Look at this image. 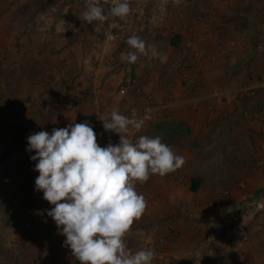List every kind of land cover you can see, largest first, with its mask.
Returning a JSON list of instances; mask_svg holds the SVG:
<instances>
[{"label":"rangeland","instance_id":"rangeland-1","mask_svg":"<svg viewBox=\"0 0 264 264\" xmlns=\"http://www.w3.org/2000/svg\"><path fill=\"white\" fill-rule=\"evenodd\" d=\"M161 1L149 0L144 13V23L147 24L149 18L151 29L153 28L152 34L145 35L140 32L137 34L142 39L146 38L145 42L148 41L147 45L151 46L149 55L146 56L147 60L143 64L139 62L140 77L136 76L139 80L134 84L141 89V92L132 93L131 103L122 105L125 102V96L129 93V89L121 92L119 88L127 82L125 78L113 87L111 86V91L106 93L100 91L102 87L97 88L95 85L94 94L91 95L85 92L86 82L82 78L84 68H97L99 58L94 50L96 44L105 43L104 33L105 31L107 33L105 22L101 24L95 21L103 29H100L99 33L97 31L93 35H88L87 51H84L83 47V50L77 53L74 49L68 48L69 57L62 54L61 46L55 43L54 37L57 33L52 28L51 17L53 15L51 13L64 10L73 4L80 5L79 1L76 3L68 0H0V264H8L7 261L13 259L11 245L21 234H19L20 228L26 231L22 233L24 241H22L21 253L18 257L23 255L28 258V264L36 262L46 264V248L54 249L50 253L47 264L53 263L57 257L66 263L70 261L68 252L70 248L64 243L66 237L59 234L53 219L46 223L39 217L42 211L47 213L46 210H50L53 205L43 199L42 191L35 189V179L39 173L34 169L38 161L30 158L35 155V152L27 150V137L40 131H47L51 134L53 128H64L72 123H79L76 119L79 113L84 120L95 118L97 125L94 129L95 133L98 128H100V133L105 132L106 137L98 143L101 147L109 143L118 144L119 134L106 131L101 119L109 118L113 110L129 117L135 110L137 118L145 115L159 118L162 114L158 109L151 112L156 105L153 89L157 86V82L164 83L171 88L175 85L184 86L196 95H203L204 91L207 94H217L216 98L224 106L218 108L214 102H208L202 104L198 110L183 113L191 120V124L186 128V132L184 131L186 133L184 136L189 139L188 142L186 143L184 139L178 142L180 155L185 159L180 174L186 182L192 179L199 180L197 177L199 170L203 172L206 179L212 181L214 177L219 183L223 180L221 176L225 177L227 171L231 176L230 182L222 185L217 183V187L213 188H203L201 197L190 200L183 198L181 208L168 204L169 208L166 210L170 214L166 218V223L173 218L181 220L184 218L190 220L191 223H200L203 226L206 224L205 219H212L208 218V215L218 214L216 218L219 221H214L213 226L212 224L209 226L214 228L217 234L212 235L207 232L205 237L207 247L217 249L219 246L214 245L218 242L217 240H224L227 237L234 243L232 238L236 237L240 244H245L254 239V234H252L254 229L260 227L259 231L264 230V222L259 224V218L264 219V217L259 215L242 224L240 222L228 223L223 218L221 208L214 201L216 193L222 190L229 188L238 192L236 185L249 174H253L256 163L262 160L263 156L261 154L264 151V120L243 118L240 111L256 112L260 99L264 98V88L259 98L244 102L234 98V94L246 80L264 83L262 73L264 53L262 52L261 63L257 66L252 65V71L237 70L228 78L226 77L227 61L225 58L241 48H248L247 53L250 57L254 56L256 51H260L257 48L259 45L255 42L257 29L252 23H257L260 25L259 28L264 30V0H179V2L167 0L166 7L163 9L162 5L165 0ZM152 23H162L163 27L158 25L154 27ZM182 26L187 30L185 37H181L177 32ZM260 29L257 31L260 32ZM155 32L156 34L153 35ZM128 34L127 30L124 36L120 35L117 38L123 36V39H126ZM201 35L208 36L199 47L203 57L197 65L186 66L184 70L188 77L183 76L185 75L183 66L188 63L190 52L184 48V44ZM246 38H248V44L245 46ZM121 47L123 52L129 49L128 45ZM104 49L103 56L100 54L99 56L103 57L104 62L109 59L115 60L118 67L119 61L116 57L110 54V58L105 57L108 51L105 44ZM151 49H155L158 55L152 56ZM73 51L77 53L75 56ZM86 52L89 53L88 56L85 55ZM119 53L122 52L119 51ZM78 55L85 56V59L79 60ZM221 55H224V60ZM160 56H166L167 61L162 63ZM63 65L69 66L76 73L75 91L64 88L59 82V70ZM243 67L245 68V64ZM256 72L258 74H255ZM160 78L162 81L159 82ZM130 85L131 79L129 87ZM148 96H152V103L148 102ZM95 97L101 99L105 107L102 114L92 104ZM113 97L116 100H113ZM146 110L150 111L146 112ZM202 116L212 117L214 123L212 129L205 130L200 123H195L196 119H201ZM226 117H233L236 123L240 121L244 125V127L235 125L232 140L226 138L225 128L220 124L224 119L227 120ZM251 121L257 123L256 129L247 125V122ZM146 123L147 121L140 132L130 129L128 135L133 142L140 137V134L144 135L151 129V132L158 129V127L153 129ZM246 136L250 140L245 138ZM187 146L189 151L185 148ZM237 148L241 150L240 155ZM228 151L230 156L226 157ZM227 158H230L229 162ZM190 167L197 171H187L186 169ZM192 176L194 177L190 178ZM138 189L143 190L142 187ZM138 189L136 187V190ZM36 192L40 194H38L39 197L41 196L40 199L38 198L40 200L39 213L22 214L24 210L25 213L30 212L29 209L33 205L29 203L28 198L34 197ZM21 194L25 195L23 203L20 199ZM262 196L264 197V192ZM253 197L256 196L245 198ZM188 214L192 217L188 218ZM45 224H49L52 228L49 235L45 234ZM243 238L246 240L243 241ZM262 241L255 248L256 250L250 252L240 253L242 251L240 247L237 256L241 257L244 254L246 261L264 264V239ZM219 244L222 243L219 241ZM222 256L217 250L215 254L207 255L206 259L213 264H218V259ZM233 259L236 260L234 256Z\"/></svg>","mask_w":264,"mask_h":264},{"label":"clouds","instance_id":"clouds-1","mask_svg":"<svg viewBox=\"0 0 264 264\" xmlns=\"http://www.w3.org/2000/svg\"><path fill=\"white\" fill-rule=\"evenodd\" d=\"M103 5H109L107 13L101 0H87L80 18L89 24H102L109 17L125 19L131 12L128 0H103ZM118 26L115 22L110 25ZM126 43L130 51L121 53V58L128 63H135L141 54L149 55L151 46L138 35H131ZM151 55L158 53L151 49ZM159 58L162 63L167 61L166 56ZM149 118H137L135 110L131 117L111 111L109 118L101 120L106 131L119 134V143L105 147L98 144L97 134L88 122L27 137V150L35 152L30 158L38 161L35 189L53 205L46 210L47 216L66 237L64 243L79 264H152V250L133 252L125 242L134 221L147 207L136 185L147 182L152 175L175 172L185 159L159 136L141 135L133 142L128 135L130 129L140 132Z\"/></svg>","mask_w":264,"mask_h":264},{"label":"crops","instance_id":"crops-1","mask_svg":"<svg viewBox=\"0 0 264 264\" xmlns=\"http://www.w3.org/2000/svg\"><path fill=\"white\" fill-rule=\"evenodd\" d=\"M70 1H79L80 5L73 4L70 6H67L64 10H58L53 11L51 15L52 19V25L53 30L57 33L55 43L59 44L61 46V53L65 54L66 56H69V53L67 52V49L72 48L74 51H77V53L80 50L87 51V38L88 35H93L94 32L98 33L100 32V29H103L102 26H98V22H93L92 24L87 23L86 21H82L80 18L81 14L86 10V6L81 2L80 0H68ZM163 2V0L161 1ZM170 2H168L169 4ZM77 8V9H75ZM147 24L143 23L147 27H152L149 18L147 19ZM152 21V20H151ZM51 24V23H50ZM165 24V23H164ZM253 26L259 30L260 25L257 23H252ZM152 25L155 26H162L161 23H152ZM222 27V26H221ZM153 29V28H152ZM256 30V37L255 42L257 45H259L257 48L260 49V51H256L254 56H249L247 51L248 48H241L238 49V51H235L233 55H229L225 58L227 61V73L226 77H230L236 73L237 70L246 72L248 70L252 71L253 66L252 65H259L261 63L264 53V30L262 31L260 29V32ZM129 36L126 37V39H123L122 37L117 38L114 41H109L107 38V33L105 31V45L106 48H108L106 58H110V56L116 57L118 62V67L115 70H98V81L96 83L97 88L102 87L100 91L106 93L110 92L111 88L116 84L121 82L124 78L127 81H130L131 79V85L128 88L129 93L125 96V102L122 103L129 105L131 103V96L134 92H141V89L134 85L139 79L136 78L140 77L139 74L141 72V69L139 66V62L143 64L145 60H147L145 55H139L138 60L135 63H128L126 60H123L121 58L122 53H127L130 51V49L127 50V52H123L121 49L123 45H127L126 41L127 39L133 35L138 34L135 30V27H132L130 30ZM104 32V31H103ZM178 34L181 37H185L187 34V30L185 27H180L178 29ZM77 35H74L76 34ZM141 33V32H140ZM142 34V33H141ZM156 32L153 34L155 35ZM160 34V33H158ZM208 36H206L207 39ZM249 37V36H248ZM250 41L251 38L249 37ZM144 41L146 40L143 39ZM245 46L248 44V38L245 39ZM252 42V41H251ZM152 43V42H150ZM148 44V41H146V45ZM148 46V45H147ZM119 48V49H118ZM74 53V56L77 54ZM67 52V53H66ZM263 52V53H262ZM72 54V50H71ZM110 54V56H109ZM85 55H89L88 52H86ZM98 58H100L99 54H96ZM103 56V55H102ZM101 56V57H102ZM224 55H221V58L224 60ZM77 58L80 60L81 58L85 59V56L78 55ZM97 60V59H96ZM95 60V62H96ZM247 61V64H246ZM138 64V65H137ZM245 64V68L243 67ZM247 65V66H246ZM250 67L247 69V67ZM254 66V67H255ZM185 72V71H184ZM264 75V69L262 71ZM187 76L188 74L185 72L183 73ZM255 74H258L257 72ZM158 81H162L161 78L158 79ZM259 83V82H258ZM264 85V83H261ZM112 86V87H111ZM144 90H146L144 88ZM192 91L188 89L187 87H180V86H174L171 88L170 86L164 85V83H158L157 86H154L153 94L154 97L156 96V105L151 110V112L158 109L160 113L162 114L159 118H154L153 115L149 116L150 118L147 120L148 124L147 126L158 127V129H154L152 132L145 133L144 135L148 137H157L159 136L162 139V142L170 145L173 149V151L180 155L181 151L179 150L178 142L179 140H183L187 143L188 138L184 136L186 133V128H188V125L191 124V120L184 116L183 113H187L189 111L198 110L202 104L208 103V102H214L218 108L220 106H224V104H220L217 97V94H207L205 91L202 93L203 95H196V93L192 94ZM191 93V94H190ZM156 94V95H155ZM113 100H116L115 97H113ZM225 103V102H224ZM215 105V106H216ZM150 112V113H151ZM152 112V113H153ZM220 124L224 126L226 138L228 140L233 139V133L235 125L238 127H244V125L239 121L235 122L231 117H226ZM212 117L210 116H202L201 119H196L195 123L201 124L205 130L212 129L214 123L212 122ZM212 122V123H210ZM194 123V122H192ZM247 125L250 127L256 129L257 123L255 121L247 122ZM185 131V132H184ZM146 132V131H145ZM97 142L103 140L104 137H106L105 132L100 133V128L97 129ZM255 135V134H254ZM141 136V134H140ZM257 136V135H255ZM248 140H250L247 136L245 137ZM244 138V139H245ZM100 145V144H99ZM264 147V144H263ZM187 151H189V147H185ZM238 149V148H237ZM239 155L241 154L240 148ZM263 155L262 158V166L258 167L257 164L255 165V169L253 170V174H249L244 180L240 181L245 185L244 190L235 192V198L236 200H240L239 198H245L246 196H256L253 198L258 199L260 202V205L262 207V211L259 214V216L264 217V197L262 196V192H264V151L262 152ZM230 156V152L228 151V156ZM230 158H227V162H229ZM191 169V170H190ZM190 169H186L187 171L194 172L196 169L193 167ZM182 168L176 170L175 172H171L169 174H166L164 176L160 175H152L149 180L143 184L137 183L136 187L137 189L139 187H142L143 190L138 189L137 191L142 194L147 202L146 211L143 214V216L134 221L133 225L131 226L130 232L125 237V242L127 246L135 252L139 249H144V245L141 242V238H145L147 242H153L157 240L159 237H162L163 235V229L166 224V218L170 214L167 212L168 210V204L177 205L180 207V205L183 203V198L194 199L195 197H201V191L205 187L213 188L217 187L218 180L214 177H212V181L209 179H206L203 175V172L199 170L197 173V177L200 180L199 187L196 190V192H191L189 190L191 181L186 180L183 178V175L180 174V171ZM197 171V170H196ZM229 171H227L225 177L221 176L222 182L219 184L222 185L223 183L230 182V175ZM194 176L190 177L193 178ZM239 182V183H240ZM217 184V185H216ZM229 189V188H228ZM37 193V192H36ZM39 193H37L34 197L31 196L29 199V203H31L32 208L29 209L30 212H26L25 210L22 214L27 213H39V204H40V197L38 196ZM40 195V194H39ZM25 195L21 194V203L25 200ZM215 197V196H214ZM34 198V199H33ZM39 198V199H38ZM167 209V210H166ZM41 220H45L46 223H48V220H52L51 217L47 216L46 212L40 213ZM218 214H212L208 215V218L212 219H205V225L194 224L191 223L188 219H180L177 227H176V233L173 235H166L165 242L163 244H154L151 245L150 250L154 253V259L152 260V264H213L212 262H209L206 257L209 254H215V252H218L222 254L223 256L218 259V264H259L256 261H249L245 260V255L242 254L241 257L237 256V253L240 252V247H242V251L240 253L250 252L251 250H256L255 248L258 247L262 240L264 239V230H258L260 227H257L254 229V239L246 242L245 244H240L238 238L234 237L232 240H229L227 237L224 240H217L218 242H215V246H219L217 249L216 247L208 248L207 244L205 242V237L207 235V232L209 234H217V231H214V228L209 227L211 224L213 226L214 221H219L216 217ZM32 217V216H31ZM210 221V222H209ZM208 223V224H207ZM50 224V223H49ZM48 225L45 226V234L49 235L52 232V228ZM246 233V228H245ZM251 234V233H250ZM253 236V235H252ZM247 238V237H246ZM215 241V240H213ZM219 241L222 244H219ZM235 243L237 245H235ZM236 246V247H234ZM33 247V246H31ZM253 248V249H252ZM53 248L49 249L46 248V264L49 261V258L51 256V252H53ZM216 250V251H215ZM31 251V249H30ZM70 261L66 263V261H63L60 257H57L56 260H53V263L51 264H73L75 262V258L71 254V250H68ZM233 256L236 258L233 259ZM63 258V255L61 256ZM56 258V257H55ZM10 259L7 261L8 264L10 263ZM18 261L21 264H28L29 259L22 255V257L18 258Z\"/></svg>","mask_w":264,"mask_h":264},{"label":"built area","instance_id":"built-area-1","mask_svg":"<svg viewBox=\"0 0 264 264\" xmlns=\"http://www.w3.org/2000/svg\"><path fill=\"white\" fill-rule=\"evenodd\" d=\"M83 2V4L87 7V0H80ZM148 1L149 0H128L131 12L125 19L120 18H114L109 17L108 21L105 22V25L107 27V38L110 41L115 40L118 36L123 35L125 31L128 30V33H130V29L132 27H135V30L137 32H141L142 34L149 35L152 34L153 30L150 27L145 26L144 20V13L148 7ZM102 6L105 8V13L108 12L109 5H103V0H101ZM209 18H211V15H209ZM115 22L119 26L116 28L110 27V25ZM129 34L127 35V37ZM206 36H200L197 38H194L193 40L186 41L184 44V48L189 52L188 57V63H185L183 66V70L186 68V66H194L197 65V63L202 59L203 55L200 51V46L205 41ZM104 44H96L95 45V52L102 55L104 52ZM103 57L99 58V61L97 63V68L95 67H87L82 70V78L86 82V89L85 92L89 95L94 94L95 91V85L97 81V74L99 69H109L113 70L117 68V64L115 60L109 59L107 61H103ZM98 69V70H97ZM186 71V70H184ZM76 73L67 65H63L59 70V82L60 84L71 91H75V83H76ZM130 81L125 82L124 84L120 85V91L125 92L129 87ZM264 88L263 84L257 83L256 81L246 80L242 83L241 87L236 90L234 94V98L238 99L240 102L248 101L251 99L259 98L260 92ZM147 100L149 103L153 102L152 96H148ZM92 104L94 108H97L102 112L104 111V105L101 101V99H98L95 97L92 101ZM79 112V111H78ZM217 114V112H216ZM240 115L243 118H252L255 120L263 121L264 120V98L260 99V105L256 112H249V111H240ZM77 121L79 123L88 122L89 125L96 129V120L95 118H89L84 120L82 116L77 115L76 117ZM258 167L262 166V161H258L257 163ZM245 185L243 183H238L236 185V190L241 191L244 190ZM234 189H225L218 193H216L214 197V201L218 204V206L221 208L223 213V218L228 223H237L240 222L241 224L244 222H247L251 218H253L256 215H259L262 211V207L260 205V202L256 198H242L240 200L235 199V193ZM188 218H191L192 215L188 214ZM180 219H171L166 223L164 229H163V235L162 237H159L157 240L153 242H147L145 238H141V242L144 245V249H150L151 245L154 244H163L166 239V235H173L176 233V227ZM264 222L263 218H259V224H262ZM235 223V224H236ZM26 231L24 228L19 229V237L16 239V241L13 242L11 245V252H12V260L9 264H21L18 261V256H20L21 253V246L23 244L22 241V233ZM246 238H243V241H245ZM235 245H237L235 243ZM34 264H41L40 262H36ZM74 264H79V261H75ZM167 264V263H165Z\"/></svg>","mask_w":264,"mask_h":264},{"label":"trees","instance_id":"trees-1","mask_svg":"<svg viewBox=\"0 0 264 264\" xmlns=\"http://www.w3.org/2000/svg\"><path fill=\"white\" fill-rule=\"evenodd\" d=\"M199 183H200L199 180H194V179H192V180H191V185H190L189 190H190L191 192H196V190H197L198 187H199Z\"/></svg>","mask_w":264,"mask_h":264}]
</instances>
